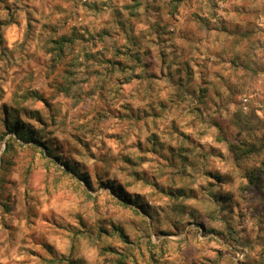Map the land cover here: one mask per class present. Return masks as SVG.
Returning a JSON list of instances; mask_svg holds the SVG:
<instances>
[{"label": "rangeland", "instance_id": "374dc122", "mask_svg": "<svg viewBox=\"0 0 264 264\" xmlns=\"http://www.w3.org/2000/svg\"><path fill=\"white\" fill-rule=\"evenodd\" d=\"M261 132L264 0H0V264H264Z\"/></svg>", "mask_w": 264, "mask_h": 264}, {"label": "trees", "instance_id": "16d2710c", "mask_svg": "<svg viewBox=\"0 0 264 264\" xmlns=\"http://www.w3.org/2000/svg\"><path fill=\"white\" fill-rule=\"evenodd\" d=\"M67 42H71V40L66 37H62L59 40L53 41L58 58H60V53L63 51V46ZM23 126V123L19 119L5 123L6 131L10 134H13L14 140L19 139L25 142L31 141L33 139V132ZM34 141L39 145L44 146V148H46L47 152L49 153V149L42 141L35 140V138ZM10 147V143H7L5 151L7 152ZM228 149L232 153L235 165L237 167H241L244 158L247 160L254 158L251 169H248L247 171L245 170V185L248 187V189L255 190L256 192L260 193V195H264V132L259 134H245L243 136L241 133H238V135H236V137L229 142ZM65 165L71 169L68 163H65ZM118 264L123 263L119 260Z\"/></svg>", "mask_w": 264, "mask_h": 264}]
</instances>
